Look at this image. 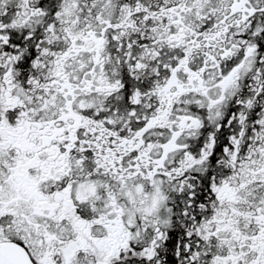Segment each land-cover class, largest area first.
<instances>
[{
  "label": "snow or ice",
  "instance_id": "snow-or-ice-1",
  "mask_svg": "<svg viewBox=\"0 0 264 264\" xmlns=\"http://www.w3.org/2000/svg\"><path fill=\"white\" fill-rule=\"evenodd\" d=\"M0 264H264V0H0Z\"/></svg>",
  "mask_w": 264,
  "mask_h": 264
}]
</instances>
